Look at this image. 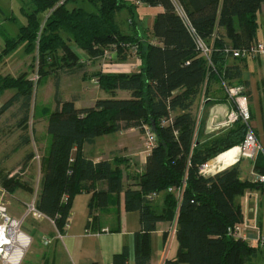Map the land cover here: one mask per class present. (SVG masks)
I'll return each instance as SVG.
<instances>
[{"label": "trees", "instance_id": "1", "mask_svg": "<svg viewBox=\"0 0 264 264\" xmlns=\"http://www.w3.org/2000/svg\"><path fill=\"white\" fill-rule=\"evenodd\" d=\"M80 1L30 0L31 10L23 11L24 24L18 35L4 41L0 63L23 44L25 53L33 56L38 83L58 71L69 74L81 70V58L71 44L95 59L111 44L134 42L139 47L141 66L139 72L126 75L96 74L100 90L128 92L129 98L97 100L84 108L61 99L56 79L55 108L44 114L50 144L42 160L37 210L62 232L77 194H93L98 207H106L111 195L123 194L125 211L137 212L140 218L135 264H150L149 236L159 222H175L178 243L176 259L163 264H250L256 248L228 237L226 231L242 219L235 198L257 183L241 182L235 165L214 175L199 174L203 164L240 145L246 127L237 122L225 133L200 142L194 107L205 80H223L230 85V79L239 77L237 68L226 66L228 58L223 50L228 46L243 49L256 42L264 0H138L147 7L162 9L152 26L154 43L120 31L115 16L130 8L124 0H85L94 12L74 5ZM177 6L186 20L178 15ZM197 40L211 48L213 68L198 50ZM33 85L26 74L12 78L0 73V95L15 91L0 107V115L20 101L22 120L27 123ZM164 120L169 122L163 125ZM144 127L151 131L156 145L146 157L143 173L132 179L134 184L124 183L123 171L129 163L126 165L124 158L95 163L83 151L99 137L128 129L143 135ZM23 142H30L29 134ZM32 157V153L25 156L21 172ZM262 157L259 154L254 164V171L260 174H264ZM0 187L8 194L18 189L32 192L17 175L4 176ZM168 189H180V197L177 199ZM162 192L167 193L164 207L157 213L146 197ZM126 262L124 248L114 256L113 264Z\"/></svg>", "mask_w": 264, "mask_h": 264}, {"label": "crops", "instance_id": "2", "mask_svg": "<svg viewBox=\"0 0 264 264\" xmlns=\"http://www.w3.org/2000/svg\"><path fill=\"white\" fill-rule=\"evenodd\" d=\"M81 1L83 2V0ZM124 2L130 8L122 9L118 12V16H115V21L120 31L124 35L136 37L144 42L154 43L152 26L155 16L157 13L162 12V9L160 7H147L138 2V0H124ZM29 3L27 5L30 6ZM74 5L79 4L76 2ZM125 11L128 12V15H119ZM136 11L138 13L135 17ZM117 19H119V22H117ZM8 20H11V22L8 21L7 23L0 20V53L2 52L4 41L7 38H15L19 33V29L23 26V24L14 22V18H9ZM143 20L151 22L149 27L145 28L143 26L145 32L142 31L141 26ZM258 21L259 29L256 32L255 40L264 43V10L259 14ZM6 23L8 25L10 23L14 25L18 24V26L10 30L6 26ZM14 25L12 26L14 27ZM261 27L263 31L259 33ZM220 32L222 33L221 30ZM73 46H71L73 51L83 61H80L82 65L81 69L84 70L80 77L83 82L82 84L87 82L94 89V92L100 91L95 76L96 74H100V61ZM15 51L21 52V55L19 53L13 55ZM83 57H86L87 61H84ZM32 60L33 56L27 55L24 51V45L21 44L3 58L0 63V73L2 76L12 78L26 74L27 78L32 80ZM226 66L237 68L239 72L237 79H230V85H241L244 87L250 113V125L264 152V60L250 58L245 60L227 59ZM76 71L71 73H75ZM56 73H59V71ZM56 73L46 76V78H49L46 87L49 88L46 94L41 95L42 100H52L51 93L54 85L51 78ZM85 89L87 90V88ZM73 90H75L74 86ZM14 94V90H8L1 94L0 107ZM111 95L113 98L117 95L123 99L129 98V93L124 91H116ZM87 99H91L89 106L82 105L79 107L84 108L93 105L92 101L94 98L92 96L74 94L71 98H66L64 101H73L76 106L77 104L81 105V102ZM20 105L21 102L19 101L0 115V181L4 176L10 178L17 175L21 181L29 185L32 192L18 189L14 193L8 194L9 196L19 193L31 196L30 194L33 193L32 182L39 184L37 194L39 193L43 174L42 160L46 157L49 146L48 137L45 134L47 116L44 115L48 109L42 108L40 111L41 117L37 120L35 118V108L32 104L31 109H33V112L31 115L29 114L28 122L24 123ZM201 108L202 110L199 113L200 119L198 124H196V131L201 135L200 142H205L233 128L234 125L229 128L218 129L212 133H207L205 130L206 120L210 112L223 115L232 108L218 81L209 79L208 82V80H205L201 86L200 95L194 107L195 116L198 113V109ZM53 110L48 111L51 112ZM32 118L34 123L32 128L34 129L29 127V122ZM132 133L140 135L136 129L118 132L117 134L123 135V139L115 142L116 144L113 148L109 146L95 148L97 140L101 137L97 138L94 144L85 145L83 148L85 155L95 163L106 160L113 161L116 158L127 159L129 162L128 167L123 171L125 176L124 183L127 185L135 183L131 176L143 173L146 157L150 153L147 149L144 150V144L141 139L135 138L131 142L128 136ZM28 134L30 142L25 144L23 141ZM33 135L36 138L32 142L31 137ZM126 141H129L128 145ZM112 143L114 144V140H107L106 145ZM121 148L128 149V154L118 155L116 151H119ZM30 153L33 154V157L28 161L25 170L21 172V163L25 156ZM263 154H261L262 158H264ZM138 160L139 162H137ZM255 162L244 158H240L236 162L235 166L238 169V178L241 182L252 183L253 175L257 173L254 171ZM224 167L226 169L231 166ZM100 187L105 188L103 184ZM166 194V192L158 194L153 201L154 209L157 213H161L164 207ZM27 203L28 201H24L23 205L25 206ZM235 203L241 208L242 219L240 222L246 223L261 234H264V183L247 189L241 196L235 198ZM12 217L21 219L23 216L21 218ZM32 221L35 225L34 228L32 227L31 234L29 233L28 235L34 236L39 242L34 244L33 239L31 241V246L34 245L35 256L31 264H113L114 256L120 254L124 248L127 250L126 264H135V234L141 231L140 218L137 212L125 211L123 194H120L118 197L111 195L110 202L106 207H98L96 205V198L91 193L82 192L77 194L72 200L68 213V222L62 232L57 230L49 218L42 220L32 218ZM173 227L174 223L159 222L156 224L155 230L150 233V264H163L165 260L176 259L178 243L175 239V232L173 233ZM254 231L251 230L250 233ZM165 234L167 236L164 238ZM43 239L48 240V244H44ZM254 248H256V251L250 260V264H264V247Z\"/></svg>", "mask_w": 264, "mask_h": 264}, {"label": "built area", "instance_id": "3", "mask_svg": "<svg viewBox=\"0 0 264 264\" xmlns=\"http://www.w3.org/2000/svg\"><path fill=\"white\" fill-rule=\"evenodd\" d=\"M176 11L178 12L179 16L186 20L185 14L180 7L177 6ZM197 48L201 51L202 56H204L207 60L208 65L213 68L210 61V54L212 51L211 48L207 47L200 40H197ZM138 53V44L134 42H125L119 44L114 43L109 45L106 49H104L103 53L98 58H96L98 61H100V73L110 75H126L139 72L141 62ZM223 53L228 59L245 60L250 58L254 60H264V43L256 41L243 49H234L228 46L224 48ZM123 55L125 58L122 60L120 57ZM80 61L83 62L82 59ZM36 78H38V76H36ZM33 82L35 83L36 81ZM219 83L228 102L232 105V108L226 111L223 115H219L216 112H210L206 120L205 130L207 133H212L218 129L229 128L237 122L242 123L246 127V132L242 143L234 147L237 149V155L230 166L235 165L240 158L255 162L256 157L261 152H264L250 125V113L244 87L241 85H229L223 80H221ZM201 110L202 108L198 109V113L195 116L196 124L199 122V113ZM168 122L169 121L164 120L162 121V124L165 125ZM144 130L145 132L143 135L146 138V146L148 148L147 150L151 151V149L155 147L156 142L151 131L147 127H144ZM220 155L215 157L212 161L203 164L199 168V174L203 176H210L224 170V163L217 160ZM252 183L263 184L264 174H254ZM168 193H174L178 199L180 197L181 190L168 189ZM3 195L4 191L0 189V264H20L25 249L22 245L21 239L24 235L21 230L23 221L26 217H31L35 220H42L47 217L41 214L36 208L35 202L37 195H34L31 201L25 205V214L21 219H16L10 216L7 212V207L2 203ZM156 197L157 194L151 193L147 195L146 198L148 201L153 202ZM173 223L174 233L176 224L175 222ZM251 230L255 231L250 233ZM226 234L228 237L240 240L251 247H264V234H261L259 231L250 227L246 223L238 222L228 227ZM43 242L44 244H48L49 241L43 239ZM20 251L23 252L21 255L18 254Z\"/></svg>", "mask_w": 264, "mask_h": 264}, {"label": "rangeland", "instance_id": "4", "mask_svg": "<svg viewBox=\"0 0 264 264\" xmlns=\"http://www.w3.org/2000/svg\"><path fill=\"white\" fill-rule=\"evenodd\" d=\"M29 2H30V0H0V20L8 23V21L11 22V20H8L9 18H14V22L21 24V25L24 24V15H23L24 13H23V11L25 10L26 12H29L31 10V7L29 5H27V3H29ZM79 6L82 7L84 10H86L87 12H94L95 11V8L85 0H83V2L80 1ZM137 13L138 12L136 11L135 17H136ZM119 15H128V12L125 11ZM116 16H118V13L116 14ZM131 16H132V14H131ZM117 22H119V19H117ZM7 23H6V26L8 28H10V30L15 29L16 26H18V24L14 25V24L10 23V25H8ZM150 24H151L150 21L148 22V20L147 21L143 20L142 25H141L142 31L145 32V28L149 27ZM12 25H14V27ZM120 26H122V25L120 24ZM143 26L145 28H143ZM262 31H263V29L261 27L259 33ZM71 46H73V44H71ZM16 53H19L21 55V52H16V51L14 52L13 55H15ZM22 57H24V56H22ZM83 58L85 59L84 61H87L86 57H83ZM26 59H29V58H26ZM31 69H32V79H33V81H36L33 85L32 104H33V107L35 108V118L37 120H38V118L41 117L40 111L42 108L45 107L48 110L54 109V104H55L54 96H55V92L57 91L56 87L54 85L56 83V79L59 83L58 84L59 85L58 86V93H59V96L61 97L62 100H65L66 98H71V96H73L74 94L92 96V98H94L92 101V104H94L95 101H97V100L113 98V96L111 94L106 93V92L101 91V90L94 92V89L87 82L82 84L83 82L81 81L80 77H81V73L84 70L81 69V70L76 71L75 73H69V74L56 73V74H54V76H52V78H51V81L54 85L52 93H51V99L52 100L48 101L47 99H43V100H45V101H43L41 99V95L44 93L46 94V92H48L49 87H46V83L49 82V78L43 77L40 80V82L37 83L38 78H36V76H37L36 66H34V68L31 67ZM35 78H36V80H35ZM73 86H74L75 90H73ZM85 88H87V90ZM114 98H121V97L117 95ZM90 100L91 99L83 100L81 102V105L77 104L76 106L78 108L81 107L82 105L83 106H87V105L89 106ZM32 112H33V109L30 110V115L32 114ZM33 125H34V123H33V118H32L31 121L29 122V127L31 129H34V128H32ZM39 126H40V124H39ZM44 129H45V127H44ZM45 134L48 137L47 141H48V145H49L50 144V137L48 136L46 129H45ZM140 135L132 133L128 137L131 139V142H133V140H135V138L141 139L143 144H144V150H146V149H148L146 146V138L144 137V135H142V134H140ZM35 138L36 137L34 135L31 137L32 142L35 141ZM121 139H123V135L117 134V133L112 134V135L107 136V137H101V138H99V140H97V143L94 147L98 148V147L109 146V147L113 148V146L116 144L115 142H117L118 140H121ZM107 140H114V144L112 143V144L106 145ZM104 141H106V142H104ZM126 143L128 145L129 141H126ZM126 143H125V145H126ZM48 148H49V146H48ZM127 150L128 149H126V148H121L119 151H116V152L118 153V155H123V154L127 155L128 154ZM122 152H124V153H122ZM125 160H126L125 164L127 165L128 160L127 159H125ZM137 162H139V160ZM134 175H137V174H134ZM131 178L134 179L135 176H131ZM31 186L33 189V193L30 194L31 196H29L27 194L23 195L22 193H19L17 195H13V196H9L8 192L5 189L0 187V189L4 191L2 203L5 204V206L7 207V212L10 216H16L17 218H21L25 214V206L23 205V202L24 201L30 202L31 199L34 197V195H37L39 184H37V182H35V183L32 182ZM23 198H25V199H23ZM34 225L35 224L33 223L31 217H28L27 219H25V221L21 225V230L25 235H27L29 237L30 243L27 246V248L24 249V253H23L22 260H21L20 264H31L33 258L35 257L34 256V250H33L34 245L31 246V241L33 239L34 244L38 243L39 241H38V239L34 238V236L28 235L29 233L31 234V232L34 228Z\"/></svg>", "mask_w": 264, "mask_h": 264}, {"label": "bare ground", "instance_id": "5", "mask_svg": "<svg viewBox=\"0 0 264 264\" xmlns=\"http://www.w3.org/2000/svg\"><path fill=\"white\" fill-rule=\"evenodd\" d=\"M236 155H237V149L234 148V149H231L230 151H227L224 154H221L217 158V160L222 161L224 163V166H229L233 163ZM21 239H22L23 247L26 248L29 243V238L24 234ZM21 253L23 252L22 251L18 252L19 255H21Z\"/></svg>", "mask_w": 264, "mask_h": 264}]
</instances>
